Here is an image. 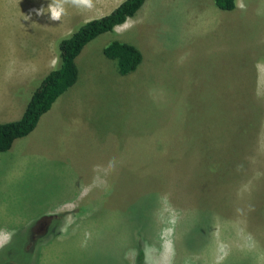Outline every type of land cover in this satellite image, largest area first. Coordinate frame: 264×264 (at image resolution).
<instances>
[{"label": "rangeland", "instance_id": "374dc122", "mask_svg": "<svg viewBox=\"0 0 264 264\" xmlns=\"http://www.w3.org/2000/svg\"><path fill=\"white\" fill-rule=\"evenodd\" d=\"M121 1L66 0L52 21L36 14L52 0H0V122L22 113L58 39ZM134 16L83 47L76 82L0 152V250L15 243L2 254L264 264V0H145ZM113 39L141 51L133 72L103 54Z\"/></svg>", "mask_w": 264, "mask_h": 264}, {"label": "trees", "instance_id": "16d2710c", "mask_svg": "<svg viewBox=\"0 0 264 264\" xmlns=\"http://www.w3.org/2000/svg\"><path fill=\"white\" fill-rule=\"evenodd\" d=\"M144 1L123 0L109 13L82 22L74 27L71 32L58 39L56 63L52 69L38 80L25 104L21 116L15 120L0 122V152L10 149L16 139L30 134L36 127L41 115L48 111L53 102L76 82L78 69L75 59L83 47L97 35L107 31H114L117 25L133 17L141 8ZM212 1L219 9L224 11H231L236 8V0ZM103 54L115 61L119 75L133 72L142 60V53L135 45L118 39H113L107 43L103 47ZM243 105L244 102H240L236 107V111L240 112L242 109H250L251 105L249 106L248 102L244 107ZM202 109H205V107ZM243 129L244 127L242 126L238 127V130ZM52 224L58 225L57 221L53 220L47 226L45 224L44 228L47 229ZM44 230L43 228L38 229L39 235H35L34 228H31L30 233L32 232L35 233L33 235L42 237L53 231L49 228V231L47 232L46 230L45 232L47 233L45 234ZM11 244H15L14 241H11L0 250V264H32L31 258L34 252L32 245L29 243L19 245L25 254V257L21 261L14 263L11 257L5 258L2 252L7 250ZM143 256L142 248H138L135 263L142 264Z\"/></svg>", "mask_w": 264, "mask_h": 264}, {"label": "clouds", "instance_id": "9594fccd", "mask_svg": "<svg viewBox=\"0 0 264 264\" xmlns=\"http://www.w3.org/2000/svg\"><path fill=\"white\" fill-rule=\"evenodd\" d=\"M66 0H52V2L48 5L47 11L45 8L37 9V15H43L45 13H50L49 19L52 21H60L63 13H64V3ZM71 3L80 8H91L92 0H71ZM239 7H243L242 4L238 5ZM26 19H30V16H27Z\"/></svg>", "mask_w": 264, "mask_h": 264}, {"label": "crops", "instance_id": "0c3cea01", "mask_svg": "<svg viewBox=\"0 0 264 264\" xmlns=\"http://www.w3.org/2000/svg\"><path fill=\"white\" fill-rule=\"evenodd\" d=\"M122 1H123V0H122ZM119 3H120V2H119ZM143 4H144V3H143ZM116 6H117V5H116ZM133 17H135V16H133ZM130 18H132V17H130ZM130 18H128V19H127L124 23H122V24H125L126 22H128V20H130ZM120 25H121V24H120ZM114 29H115V28H114ZM51 69H52V68H51ZM48 71H49V70H48ZM48 71H47V72H48ZM47 72H45V73L42 75V77H43ZM42 77H41V78H42ZM41 78H39V79H41ZM39 79H36V80H39ZM36 80H35V81H36ZM15 102H17V100H15ZM19 112H20V111H19ZM21 112H23V111L21 110ZM21 112H20V113H21ZM21 114H22V113H21ZM21 114L19 115V117L21 116ZM19 117H18V118H19Z\"/></svg>", "mask_w": 264, "mask_h": 264}, {"label": "flooded vegetation", "instance_id": "af4514ba", "mask_svg": "<svg viewBox=\"0 0 264 264\" xmlns=\"http://www.w3.org/2000/svg\"><path fill=\"white\" fill-rule=\"evenodd\" d=\"M41 222H42V221H41ZM41 222L39 223L40 227H42V226H41ZM34 230H35V232H36V234H35V233H34V234H35V235H39V232H38L37 228H34ZM11 238H12V236H11ZM11 238H10V241H11ZM8 242H9V241H8ZM8 242H7V243H8ZM9 243H10V242H9Z\"/></svg>", "mask_w": 264, "mask_h": 264}]
</instances>
